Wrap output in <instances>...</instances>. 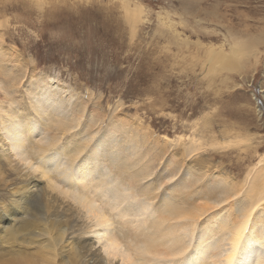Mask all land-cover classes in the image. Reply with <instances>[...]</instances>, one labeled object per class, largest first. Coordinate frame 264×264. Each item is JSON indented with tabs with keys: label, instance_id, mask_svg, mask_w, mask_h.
Instances as JSON below:
<instances>
[{
	"label": "rangeland",
	"instance_id": "rangeland-1",
	"mask_svg": "<svg viewBox=\"0 0 264 264\" xmlns=\"http://www.w3.org/2000/svg\"><path fill=\"white\" fill-rule=\"evenodd\" d=\"M128 2L142 5L136 22H129L119 0H0V124L14 114L26 143L41 135L57 138L52 152L66 143L71 149L135 151L138 165L151 171L140 183L157 186L153 207L174 188L190 192L205 182L226 183L238 191L230 204L209 209L197 224H210L216 213L238 219L251 175L264 169V160L257 163L264 154V0ZM210 48L228 55L236 68L212 73L203 67ZM38 100L52 101L56 114L41 113ZM70 118L77 125L60 134L58 122ZM5 147L0 145L4 234L12 227L8 216H30L44 184L15 191L22 180L7 172ZM89 165L90 184L111 176L106 165L102 171ZM17 196L22 200L12 210ZM4 234L1 254L16 247Z\"/></svg>",
	"mask_w": 264,
	"mask_h": 264
},
{
	"label": "bare ground",
	"instance_id": "bare-ground-1",
	"mask_svg": "<svg viewBox=\"0 0 264 264\" xmlns=\"http://www.w3.org/2000/svg\"><path fill=\"white\" fill-rule=\"evenodd\" d=\"M119 1L129 22H134L142 5L132 4L129 0ZM232 47L230 44V51ZM227 57L210 48L202 59V66L212 73L221 68H236ZM222 58L227 59L222 62ZM37 105L41 113L48 110L47 113L56 114L57 108L52 101L38 100ZM17 118L11 114L8 125L3 120L0 124V145L4 143L6 146L3 157L11 168L8 167L7 172L13 171L22 180L21 186L14 190L31 189V185L38 189L37 181L44 184H39L38 197L30 204V216L18 218L15 213L5 220L12 223L5 234L1 227V236L8 235V243L16 247L5 254L0 253V264H264L263 168L257 170L255 176L251 175L253 179L248 182L250 196L244 197L238 219L228 216L229 220L216 213L220 215L213 216L212 224L198 227L197 222L209 209L230 204L238 191L226 183L212 186L211 182L203 181L206 183L203 188L195 185L190 192L171 188L177 192L169 193V198H160V204L153 207L149 201L158 196L154 192L157 186L151 182L140 183L141 179L149 177L151 171L147 164L138 165L140 158L133 157L135 151L130 154L124 149H71L65 159L70 161V169L66 170L63 164L48 168L41 160L47 158L44 155L48 150L49 154L52 153L57 138H42L41 135L33 139L32 146V143H26L24 128L14 126L19 123ZM75 124L77 119L70 118L57 125L63 130L62 134ZM26 130L30 134L35 131L32 123ZM99 159L102 162L96 161ZM107 160L120 164L112 167ZM263 160L264 154L257 163ZM90 162L96 168L100 167V171L106 169V165L111 176L90 184L95 179L87 176ZM168 175L173 174L169 172ZM80 180L84 183L73 185ZM15 191L11 196L16 195ZM137 191L136 200L143 201L140 207L117 217L113 205L123 195ZM21 197H11L12 210L19 206ZM60 203H63L62 209H59ZM150 213L155 215L148 221ZM22 232H25L23 237ZM220 240L224 241L223 246L216 244Z\"/></svg>",
	"mask_w": 264,
	"mask_h": 264
},
{
	"label": "snow or ice",
	"instance_id": "snow-or-ice-1",
	"mask_svg": "<svg viewBox=\"0 0 264 264\" xmlns=\"http://www.w3.org/2000/svg\"><path fill=\"white\" fill-rule=\"evenodd\" d=\"M261 103H264V101H261ZM71 151V147L69 144H65L62 148L52 152L44 161L43 163L48 168H55L57 165L63 164L65 166V169H70L71 164L70 161L65 160V153ZM70 186H72L70 184ZM129 191H131L129 189ZM139 195V192H132L131 195H123L116 204L113 205L114 208H116V216L119 217L124 212H129L134 209H138L143 203V201H137L136 197ZM225 213L228 212V209H222ZM155 213H150L147 217L148 221H151L154 218Z\"/></svg>",
	"mask_w": 264,
	"mask_h": 264
}]
</instances>
